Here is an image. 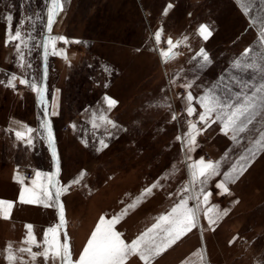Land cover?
Instances as JSON below:
<instances>
[{"label":"rangeland","instance_id":"374dc122","mask_svg":"<svg viewBox=\"0 0 264 264\" xmlns=\"http://www.w3.org/2000/svg\"><path fill=\"white\" fill-rule=\"evenodd\" d=\"M46 11L47 0H0V200L14 205L10 219L0 218V264H9L5 258L9 245L18 257L15 264H46L42 256L33 260L18 250L29 247L24 243L27 224L33 225L34 236L42 243L44 231L59 223L56 208L19 200L21 190L32 187L37 171L53 172V158L40 132L31 134V146L15 137L20 125L42 131L44 115L37 93L21 85L19 79L15 88L6 86L13 73L17 77L27 73V78L35 77L38 84L42 78L41 48L33 47L30 54L24 50L31 68L17 65L18 42L6 44V17L13 16V32L23 21L22 34L27 38L32 31L35 44L45 33ZM37 14L42 19L37 20ZM29 17L36 23L34 30ZM254 17L255 25L251 22ZM261 19L264 4L260 0H67L51 36L79 43L56 42L67 59L49 54L48 98L50 112H56L52 119L62 162L61 184L85 172L79 185L62 194L67 224L60 231V240L63 242L67 230L73 256L80 250L84 233L88 231L89 237L100 216L119 214L158 179L162 189H154L151 196L130 209L117 230L127 240L135 231L131 232L133 223L142 228L137 233L143 232L178 202V190L187 182L188 173L185 152L176 137L187 131V120L198 119L184 111L183 97L187 91L198 97L214 86L221 94L225 86L236 92L239 89L233 76L258 79L252 73L236 72L233 62L245 49L256 45ZM202 24L211 31L207 40L197 34ZM161 28V43L157 45L153 35ZM185 36L189 37L187 43L173 49L179 55L164 62L160 50H166L167 39L176 41ZM201 48L210 60L203 69L197 65L202 58L193 59ZM185 83L192 87L184 89L181 85ZM105 96L114 99L116 105L109 108ZM193 104L197 112L202 111L196 101ZM93 113H103L117 127L93 129ZM221 127L219 122L206 127L190 153L193 160L203 157L220 162L221 175L213 177L206 187L212 193L208 206L218 205L228 214L213 231L203 211L200 213L211 264H264V151L258 152L243 174L227 185L231 194L220 195L216 184L223 173L252 146L248 139L251 134H240L236 142L232 133L226 135ZM101 139L108 146L97 151ZM27 171L32 173L27 175ZM165 175L167 179L162 178ZM182 239V260L206 264L199 227ZM33 251L42 248L33 246ZM172 260L170 257L168 264H173ZM47 264H59V260L49 259Z\"/></svg>","mask_w":264,"mask_h":264},{"label":"snow or ice","instance_id":"6c2138e0","mask_svg":"<svg viewBox=\"0 0 264 264\" xmlns=\"http://www.w3.org/2000/svg\"><path fill=\"white\" fill-rule=\"evenodd\" d=\"M67 0H47L46 23L44 27L48 33H51L52 26L55 23V18L64 11V5ZM264 4V0H260ZM171 5H168L170 8ZM168 8L164 10V15H167ZM247 13V9L245 8ZM31 22L30 27L35 29L36 23L31 17L28 18ZM36 19H42L37 14ZM8 22V33L6 44L15 43L17 52V65L20 68H31V63L25 61L24 50L30 54L33 47L43 49V59L46 62L49 54L60 55L67 59L65 50H58L56 47L57 41L68 43H79V41H69L64 36L45 35L43 40L33 44L35 36L32 31L27 33V38L22 34L21 29L24 22L12 30L13 16L6 17ZM253 25L257 23V18H253ZM163 29H158L153 39L157 45L161 43ZM197 34L207 40L211 35L208 25H200ZM189 37L185 36L182 40L173 41L169 37L166 41V50H160V56L164 62H168L179 55L177 51L182 44H186ZM51 49V52L49 51ZM196 57L202 59L197 60V65L203 69L206 64L210 63L209 57L204 49H200ZM233 69L239 73H252L253 77L258 79L243 80L237 76L231 77L233 83L239 89L233 92L230 87L225 86L223 94L217 91L214 86L206 90L202 95L194 97L191 91H187L184 100V111L189 117L194 115L198 119L187 120V131L182 136H177L176 139L181 142V150L185 152L184 163L186 165L188 180L178 190L179 200L171 209L155 218V223L141 232L134 239L128 242L124 238V234L117 230V225L122 218L128 214L130 209H135L145 197L151 196L154 189H162L159 179L153 182L150 186L144 188L139 196H137L132 203L128 204L119 214L113 215L111 218H106L104 215L100 216L94 230L91 232L90 238L87 240L78 259L72 258L70 245L68 243L67 233H63V242L60 240V231L66 225V214L63 203L60 197L66 193L72 186L79 185L85 176V172H81L77 177L72 179L68 184H61L57 179L59 176V161L54 146V138L52 136L51 123L47 119L49 115L47 108H45V118L40 121V129L42 131L34 130L26 125H20V130L15 131L17 140L24 141L27 145L33 144L32 133L34 131L40 132L42 138H45L48 147L52 152V157L56 163V172H39L35 173V179L31 181L32 187H25L21 190L19 200L24 204H42L44 207H54L57 209L59 223L48 227L43 233V241L38 242L33 233V225L27 224V238L24 241L29 247L21 248L19 252L28 253L33 260L42 256L47 264L49 259L56 261L59 264H129L132 258H137L141 264H153L154 260L165 253L173 245L177 244L182 238L187 236L193 229L201 227L200 213L203 211L204 218L207 220L208 227L215 230L216 225L224 216L228 214V210H220L218 205L209 204L211 192L206 191L209 181L213 177L221 175L220 162L206 161L203 157L198 160H193L190 155L195 151L197 146V136L212 124L219 122L221 130L227 135L232 133V139L239 142L238 137L242 133L251 134L252 138L249 143L252 145L245 150V154L241 155L236 164L232 165L229 171L223 173V179L216 184V188L220 190V195L231 194L228 188L229 183H234L236 179L247 169L251 160L260 151H264V19H261V27L259 38L253 47L245 49L241 57L233 62ZM47 71L45 67L44 76ZM28 74L17 77L14 73L9 75L7 81L8 87L15 88V81L19 79L21 85L29 87L33 92H36L41 103L44 101V91L36 82L35 77L29 79ZM3 83V81H0ZM175 83V81H173ZM184 89H190L191 83L181 85ZM104 100L109 108L116 105V101L110 97L105 96ZM193 101L199 105L202 111L197 112ZM168 106V105H165ZM51 115H56L53 110ZM176 114H172V119L175 120ZM15 123V122H14ZM92 128L98 129L103 125H111L116 128L117 125L109 120L103 113L97 115L93 113ZM198 124L205 127H198ZM259 125V127H257ZM75 127V126H73ZM247 138V137H246ZM100 147L97 151L103 150L108 145L104 139L99 141ZM175 171V166H173ZM167 179V175L162 177ZM21 184L23 179L17 177ZM170 196L172 194H169ZM203 197V199H201ZM192 201L190 206L189 202ZM205 207L202 208L201 206ZM13 202L0 200V218L10 219V210L13 208ZM202 230V229H201ZM233 241H230L232 243ZM33 246L42 248V251H33ZM7 256L5 257L9 264H15L18 257L12 252L11 245L6 249ZM21 264L26 262L21 261Z\"/></svg>","mask_w":264,"mask_h":264},{"label":"crops","instance_id":"0c3cea01","mask_svg":"<svg viewBox=\"0 0 264 264\" xmlns=\"http://www.w3.org/2000/svg\"><path fill=\"white\" fill-rule=\"evenodd\" d=\"M200 219H201V217H200ZM137 225L138 224H136V223H133L132 224V226L134 228L133 227L131 228V232H133V230H135V231L133 233H130L129 234V237L127 238V240L129 242L132 239H134L137 235H139L141 233L140 231L137 233V230H141L142 229L141 227H137ZM94 228H95V226H93L92 229H90L89 237H88V233H87L88 231L86 233H84V236H83V238L81 240L82 243H81L80 250L78 251V253H75V256H73V254H72V258L73 259H78L79 254L82 252L84 246H86L87 240L90 238L91 232L94 230ZM200 235H201V233H200ZM204 238H205V236H204ZM201 240H202V238H201ZM183 242H184V239H181L179 242H177V244L173 245L171 247V249L169 248L165 253H163L161 256L157 257L154 260L153 264H168L170 257H171V259L174 260L173 256H176L178 258L176 261L175 260L174 261L172 260L173 261V264H198V263L184 262V260H182V258H184V254H183V251H182V249H183ZM205 242H206V239H205ZM179 247H181L182 249H180ZM179 251H181V253H179ZM208 255H209V264H211V258H210L211 255H210V252H209V248H208ZM205 263H206V261H205ZM129 264H141V262L137 258H132L129 261Z\"/></svg>","mask_w":264,"mask_h":264},{"label":"water","instance_id":"95a60500","mask_svg":"<svg viewBox=\"0 0 264 264\" xmlns=\"http://www.w3.org/2000/svg\"><path fill=\"white\" fill-rule=\"evenodd\" d=\"M57 17L55 18V21H56ZM45 35H50L48 32H47V29L45 30V33L42 37V40L44 38ZM41 60H42V78H41V81H40V84H41V87L45 89L44 91V100H45V106L44 108L42 109L43 111V115H44V111H45V108H47L48 110V113L49 115L47 116V119L50 121L51 123V129H52V136L54 138V146H55V150H56V153H57V158H58V161H59V176L57 177V179L60 180L61 182V173H62V162H61V157H60V153H59V146H58V141H57V135H56V131H55V127H54V122H53V119H52V115H51V112H50V107H49V99H48V90H49V56L47 58V61L45 62L44 59H43V49L41 48ZM45 67H46V71H47V75L46 77L44 76V71H45ZM45 118V116H44ZM51 152V150H50ZM52 154V152H51ZM53 158V157H52ZM53 172H56V163L54 162L53 160ZM61 199V202L63 203L64 205V208H65V204H64V201H63V198L62 196L60 197ZM65 214H66V208H65ZM66 218V217H65ZM66 224H67V219H66ZM200 225L201 227H199V230L201 231L202 233V223H201V220H200ZM65 232L67 233V236H68V239L70 241V236H69V233L67 230H65Z\"/></svg>","mask_w":264,"mask_h":264},{"label":"bare ground","instance_id":"6f19581e","mask_svg":"<svg viewBox=\"0 0 264 264\" xmlns=\"http://www.w3.org/2000/svg\"><path fill=\"white\" fill-rule=\"evenodd\" d=\"M59 16H60V14L57 16V19H56V21L58 20V18H59ZM56 21H55V23L53 24V26H52V30H53V28H54V26H55V24H56ZM52 32V31H51ZM50 35H51V33H49ZM38 85H40L41 86V84H38ZM49 99V98H48ZM37 101H38V103H39V105H41V107H42V109L44 108V106H45V100L43 101V103H41L40 101H39V99H38V95H37ZM49 104H50V100H49ZM49 107H50V105H49ZM50 109V108H49ZM201 220V219H200ZM65 228V227H64ZM200 233H201V231H200ZM201 238H202V245H203V252H204V257H205V261H206V264H209V255H208V248H207V244H206V242H205V238H204V234H203V230H202V233H201ZM68 243H69V245H70V241H69V239H68ZM70 250H71V245H70Z\"/></svg>","mask_w":264,"mask_h":264},{"label":"built area","instance_id":"2783aa9c","mask_svg":"<svg viewBox=\"0 0 264 264\" xmlns=\"http://www.w3.org/2000/svg\"><path fill=\"white\" fill-rule=\"evenodd\" d=\"M32 171H33V169H32ZM32 171H27L26 174L30 175L32 173Z\"/></svg>","mask_w":264,"mask_h":264}]
</instances>
